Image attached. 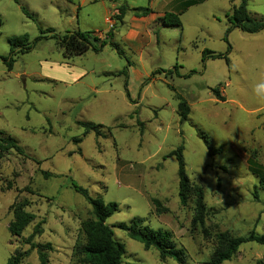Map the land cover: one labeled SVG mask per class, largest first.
<instances>
[{"label":"rangeland","instance_id":"374dc122","mask_svg":"<svg viewBox=\"0 0 264 264\" xmlns=\"http://www.w3.org/2000/svg\"><path fill=\"white\" fill-rule=\"evenodd\" d=\"M187 1L0 0V137H12L26 154L12 150L0 160V264L16 254L21 264H40L27 238L43 221V235L34 242L52 244L48 264H80L75 249L86 242L94 216L71 181L93 198L118 204L109 226L140 218L152 230L170 231L186 264H210L218 234L264 235V31L234 29L226 42L241 0H204L188 8ZM120 5L150 7L152 14L128 12L115 23ZM248 10L264 17V0H249ZM166 13H183L182 26H162ZM49 29L60 36L94 32L101 41L112 31L125 56L94 43L97 50L69 59L55 39L43 38L15 57L9 71L1 57L10 54L11 40L27 36L33 44ZM205 50L228 56L229 64L204 62ZM128 61L131 100L122 75ZM216 89L225 101L216 100ZM181 99L191 110L184 123ZM78 122L104 126L107 138L85 135ZM181 145L186 173L205 193L204 228L192 227L193 201L180 204L178 162L168 156ZM211 148L222 152L211 155ZM16 201L35 216L20 238L9 232ZM113 230L125 246L124 264H178ZM223 264H264V247L244 244Z\"/></svg>","mask_w":264,"mask_h":264},{"label":"trees","instance_id":"16d2710c","mask_svg":"<svg viewBox=\"0 0 264 264\" xmlns=\"http://www.w3.org/2000/svg\"><path fill=\"white\" fill-rule=\"evenodd\" d=\"M116 3L117 0H105ZM204 0H188L186 7H192L202 3ZM249 0H241L239 6L233 8L232 16L230 18V27L227 29L224 40L228 42V36L234 29H240L244 33L256 34L264 31V17H253L248 10ZM24 13L31 17L29 12L22 8ZM117 14L114 15L113 20L115 23H122L128 12L133 13L136 18H145L152 14L150 7H137L129 8L127 5H120L116 8ZM183 13H166L160 19L162 26L168 28L181 27V16ZM3 22L0 18V28ZM113 32L110 31L104 40L94 35V32H72L63 36L57 35L53 30H41V36L37 38L33 44H30L27 36L15 38L11 40V52L7 57H1L6 64L9 71L13 69L15 63V57L20 54H26L32 50L37 41L43 38L55 39L61 49L64 50L65 58H72L81 56L91 49L97 50L94 43H100V49H103L108 44L117 51L121 56H125L123 51L115 44L113 40ZM18 50L17 52H15ZM231 51L229 45L228 53ZM225 59L229 64L228 56L222 54H214L209 50L203 52V61L206 59ZM130 62H127V66L122 71V75L125 76V91L129 100H131L128 90V67ZM195 72H191L186 77H190ZM217 101H225L220 95L219 91L213 90ZM191 110L187 101L181 99L178 104V116L181 123L189 120ZM83 127L84 134L88 135L94 133L97 138H107V135L101 131L104 126L100 124H93L89 122H78ZM141 127V133L143 132V123L139 122ZM205 144L209 145V140L206 136L202 137ZM75 142H82L81 139H76ZM15 150L20 155L26 156L23 148L12 137H0V160L9 153ZM184 147L181 145L175 151L169 154L168 157H175L178 162V178H179V199L180 204L186 207L192 200L194 203V215L192 218L193 228H204L205 220L208 214V209L205 203V193L202 187L196 186L191 183L187 173L186 164L183 156ZM222 152L221 148L210 149L211 155H217ZM45 178L49 177L48 173L44 174ZM259 186L264 190V177L259 181ZM11 189V185L8 186ZM71 188L79 195H81L87 203L92 207V213L94 220L88 222L86 230V242L80 244L75 249V255L78 257V263L80 264H124L123 257L125 254V246L115 239V232L113 228L124 230L128 233V236L135 241L142 243L146 251L155 249L159 253V257L162 261L167 259H173L178 264H186V253L183 249L178 248L174 242L173 234L170 231L152 230L151 228L144 226L143 219L136 218L130 225L120 223L114 227L107 224V220L119 211L117 203H104L99 198H93L89 191L84 187L78 185L74 181H71ZM258 187L255 188V199L258 198ZM13 212V220L9 225V232L11 236L20 238L24 230L34 222L35 216L25 210V205L21 202H15L11 206ZM44 221L36 225L33 233L27 238V244L32 249L37 251L40 264H48V254L52 252L53 246L51 243L36 244L35 238L43 235ZM204 233L207 235L206 230ZM217 248L214 251L210 264H223L224 262L231 261L238 253L239 248L248 243H255L264 247V235H258L255 232H251L245 237H234L229 233H221L216 236ZM23 256L20 254L14 255L7 264H21Z\"/></svg>","mask_w":264,"mask_h":264}]
</instances>
